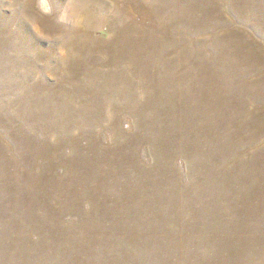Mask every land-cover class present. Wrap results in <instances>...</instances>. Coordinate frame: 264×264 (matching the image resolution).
<instances>
[{
	"label": "rangeland",
	"instance_id": "rangeland-1",
	"mask_svg": "<svg viewBox=\"0 0 264 264\" xmlns=\"http://www.w3.org/2000/svg\"><path fill=\"white\" fill-rule=\"evenodd\" d=\"M0 264H264V0H0Z\"/></svg>",
	"mask_w": 264,
	"mask_h": 264
}]
</instances>
